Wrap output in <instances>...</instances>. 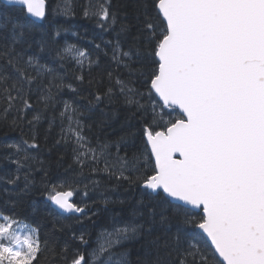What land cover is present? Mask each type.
<instances>
[{"label": "snow or ice", "instance_id": "obj_1", "mask_svg": "<svg viewBox=\"0 0 264 264\" xmlns=\"http://www.w3.org/2000/svg\"><path fill=\"white\" fill-rule=\"evenodd\" d=\"M7 4L19 5L37 20L46 16V0H7ZM141 7L143 18L138 9L131 46L123 50L117 40L112 60L130 73L139 72L144 90L119 77L113 85L110 71L106 91L89 100L90 106L102 100L111 104L118 91L123 103L135 106L140 114V127L93 147L83 135L79 117L85 113L65 101L59 113L61 140L74 145L73 163L80 174L90 166L92 173L102 171L118 181L139 185L154 206L161 208L160 219H154L153 208L147 229L144 224L114 222L111 230L101 233V242L91 253L76 249L69 259L65 246L61 259L65 264H130L126 251L114 249L142 235L150 236L158 224L164 233L146 239L144 264H264V0H151L150 4L146 0ZM57 10L68 15L67 0L53 9ZM83 15L96 18L97 26L105 31L120 19L111 0L90 2ZM0 19L9 17L0 15ZM12 29L10 41L0 49V60L6 61L3 68L13 70L9 75L0 71V98L7 102L0 120H6L14 107L23 118L25 110L33 107L31 86L38 79L44 109L55 107L52 88L65 87L54 84L53 70L35 56L25 60L15 51L13 45L21 43L26 33L18 23ZM130 30L129 24L120 23L117 36ZM57 55L81 67L85 60L89 65L95 63L87 51L74 45ZM134 57L146 63L148 70L133 69ZM45 74L51 77L47 84H43ZM76 79L83 81V76ZM66 87L76 91L71 84ZM145 98L147 102H142ZM40 119L37 113L29 124L34 126ZM10 124L14 130L17 120ZM137 135L139 152L131 160L119 156L120 145ZM112 145L117 149L115 163L107 159ZM5 147L12 151L3 159L16 167L15 172L0 176V182L16 186L19 173L35 159L29 150L39 145L33 133L30 139ZM126 171L135 175H125ZM23 180L21 192H27L32 185L30 173L25 172ZM45 193L62 212L85 213V208L71 200V182L46 185ZM74 239L88 243L84 234ZM41 251L37 228L0 213V264H35Z\"/></svg>", "mask_w": 264, "mask_h": 264}, {"label": "trees", "instance_id": "obj_2", "mask_svg": "<svg viewBox=\"0 0 264 264\" xmlns=\"http://www.w3.org/2000/svg\"><path fill=\"white\" fill-rule=\"evenodd\" d=\"M67 2L70 10L68 15H64L60 10L53 11L58 4L64 3V0H46V16L40 22L32 20L21 8L5 6L0 2V15L9 17L7 21L0 19V49L11 39L12 24L24 25L23 30L26 35L21 43L13 45L15 51L23 55L25 60L29 56H35L41 64L53 70V75L57 77L54 84L65 85L59 89L52 88L55 94V107L44 109L43 104L39 102L42 85L41 80L38 79L31 86L30 102L33 107L25 110L23 118H20L21 114L14 107L7 114L6 120H0V176L15 172L16 167L10 160L3 159L11 155L12 151L7 149L6 145L19 143L22 138L30 139L33 133L39 145L37 149L29 150V154L35 159L29 162L31 165L29 168L19 173L21 180L18 185L0 182V213L13 216L18 221L38 229L43 251L35 264H65L61 259V250L65 246L69 259L76 249L87 255L98 248L101 233L111 230L114 222L144 224L147 229L150 209L154 208V219L157 221L161 212V208L154 206L152 198L139 185H130L124 180L118 181L115 176H109L102 171L92 173L90 166L85 167L83 174H80V169L73 163L74 145L61 140L62 125L59 116L65 101L85 113L79 118L84 125L83 135L93 147H96L98 142L115 141L140 127V114L136 113L135 106L129 107L123 103L118 91L114 96L115 102L111 104L107 100H102L95 106H90L89 100L94 99L96 94L106 91L110 83L107 75L110 71L113 73L111 81L113 85L115 79L119 77L126 81L130 80L133 87L144 90L141 83L143 76L139 72L130 73L123 65L118 66L112 60V47L117 40L123 50H128L131 46L132 37L137 32V11L140 10L142 19L141 6L146 0H111L112 10L120 14V19L107 31L97 26L96 18H85L83 15L84 7L90 2L95 4L96 0H67ZM147 2L150 4L151 0ZM120 23L129 24L130 32L117 36ZM97 44L100 45L99 49L96 48ZM70 45L87 51L89 58L95 63L89 65L85 60L81 67L74 60H61L57 52ZM5 63L6 61L0 60V71H3L4 75H9L13 70L10 67L4 69ZM131 67L148 70L147 64L137 62L135 57ZM77 75H82L83 81H78ZM42 79L43 84H47L51 77L45 74ZM68 84H71L76 91L66 87ZM12 94L15 95L14 92ZM142 102H147L146 98ZM6 107L7 102L0 98V113H3ZM37 113L40 114L41 119L33 126L29 121ZM14 118L17 124L13 130L10 121ZM50 121H52L51 126ZM64 126H67L66 118ZM57 140H60L59 144ZM139 150L140 137L137 135L122 143L118 154L122 157L127 156L131 160L133 154L138 153ZM116 154L115 145L110 146L107 159L115 163ZM12 158L15 159L14 156ZM98 167L101 169L104 167L103 159ZM25 172L30 173L32 185L29 191L21 192ZM125 175L135 174L126 171ZM62 181L72 183L73 202L85 208L83 215H62L52 208L51 201L46 198L45 186ZM164 230L162 225L157 224L153 227L150 236L142 235L137 240L126 241L114 251H126L130 264H144L146 239L162 236ZM81 234H84L88 241L86 245L74 239Z\"/></svg>", "mask_w": 264, "mask_h": 264}, {"label": "water", "instance_id": "obj_3", "mask_svg": "<svg viewBox=\"0 0 264 264\" xmlns=\"http://www.w3.org/2000/svg\"><path fill=\"white\" fill-rule=\"evenodd\" d=\"M1 2H2L3 4H5V5H9V4H7V0H1ZM12 6H18V7H20L19 5H12ZM31 18H32V17H31ZM32 19H34V20H36V21H40V20H37V19H35V18H32ZM51 204H52V202H51ZM52 208H53L55 211H57L58 213H60V214H64V215H67V214H77V215H79V213H66V212H62L60 209L56 208V206L53 205V204H52ZM206 242H207V241H206ZM207 243L210 244V242H207Z\"/></svg>", "mask_w": 264, "mask_h": 264}, {"label": "bare ground", "instance_id": "obj_4", "mask_svg": "<svg viewBox=\"0 0 264 264\" xmlns=\"http://www.w3.org/2000/svg\"><path fill=\"white\" fill-rule=\"evenodd\" d=\"M0 2H1V0H0ZM2 3V2H1ZM3 4V3H2ZM3 5H5V4H3ZM5 6H12V5H5ZM14 7H18V6H14ZM19 8H21V7H19ZM31 18V17H30ZM32 19V18H31ZM32 20H34V19H32ZM34 21H36V20H34ZM41 21V20H40ZM40 21H36V22H40ZM71 200H72V202H73V199L71 198ZM62 215H64V214H62ZM67 215H73V214H67ZM74 215H77V214H74ZM80 215V214H79Z\"/></svg>", "mask_w": 264, "mask_h": 264}, {"label": "rangeland", "instance_id": "obj_5", "mask_svg": "<svg viewBox=\"0 0 264 264\" xmlns=\"http://www.w3.org/2000/svg\"><path fill=\"white\" fill-rule=\"evenodd\" d=\"M72 199H73V197H72ZM21 222V224H26V225H28L27 223H25V222H22V221H20ZM28 226H30V225H28ZM30 227H32V226H30Z\"/></svg>", "mask_w": 264, "mask_h": 264}]
</instances>
